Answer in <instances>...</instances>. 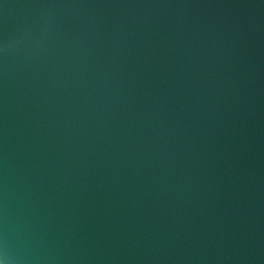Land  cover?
Segmentation results:
<instances>
[{
	"label": "water",
	"instance_id": "obj_1",
	"mask_svg": "<svg viewBox=\"0 0 264 264\" xmlns=\"http://www.w3.org/2000/svg\"><path fill=\"white\" fill-rule=\"evenodd\" d=\"M0 264H264V0H0Z\"/></svg>",
	"mask_w": 264,
	"mask_h": 264
}]
</instances>
